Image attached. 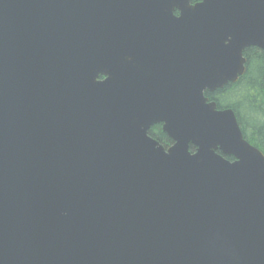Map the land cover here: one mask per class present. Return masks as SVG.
<instances>
[{"label": "water", "instance_id": "water-1", "mask_svg": "<svg viewBox=\"0 0 264 264\" xmlns=\"http://www.w3.org/2000/svg\"><path fill=\"white\" fill-rule=\"evenodd\" d=\"M190 1L0 0V264H264V155L204 94L264 0Z\"/></svg>", "mask_w": 264, "mask_h": 264}, {"label": "trees", "instance_id": "trees-1", "mask_svg": "<svg viewBox=\"0 0 264 264\" xmlns=\"http://www.w3.org/2000/svg\"><path fill=\"white\" fill-rule=\"evenodd\" d=\"M243 55L246 69L237 81L205 94L218 109L233 110L244 139L264 155V50L252 46L246 48ZM148 134L164 147L172 143L159 124L152 126ZM190 149L193 146L190 145Z\"/></svg>", "mask_w": 264, "mask_h": 264}, {"label": "flooded vegetation", "instance_id": "flooded-vegetation-1", "mask_svg": "<svg viewBox=\"0 0 264 264\" xmlns=\"http://www.w3.org/2000/svg\"><path fill=\"white\" fill-rule=\"evenodd\" d=\"M174 13L177 14V11L175 10Z\"/></svg>", "mask_w": 264, "mask_h": 264}]
</instances>
